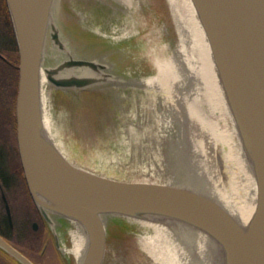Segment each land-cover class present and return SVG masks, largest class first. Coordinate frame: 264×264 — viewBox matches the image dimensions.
<instances>
[{
  "label": "water",
  "instance_id": "water-1",
  "mask_svg": "<svg viewBox=\"0 0 264 264\" xmlns=\"http://www.w3.org/2000/svg\"><path fill=\"white\" fill-rule=\"evenodd\" d=\"M57 1L7 0L20 57L17 132L28 186L42 213L49 220L50 212L74 218L85 227L79 264H103L108 214L181 222L218 242L219 264H264V0H192L257 181V206L248 226L216 198L189 185L108 177L72 163L60 150L46 129L42 71L63 89H86L113 74L108 63L68 50L53 16ZM49 36L68 53L54 66L44 65ZM4 200L12 220L6 195ZM0 247L21 264H35L1 235Z\"/></svg>",
  "mask_w": 264,
  "mask_h": 264
},
{
  "label": "rangeland",
  "instance_id": "rangeland-1",
  "mask_svg": "<svg viewBox=\"0 0 264 264\" xmlns=\"http://www.w3.org/2000/svg\"><path fill=\"white\" fill-rule=\"evenodd\" d=\"M53 16L72 54L98 58L108 63L107 72L113 74L86 89H59L48 81L43 101L46 129L70 159L88 170L121 180L164 183L176 174L186 183L220 182L222 188H228V169L221 151L215 155L218 170L213 166L199 174L192 164L188 149L191 142L183 139L187 138L186 101L167 97L159 84L149 85L157 72L152 65L157 53L176 57L180 72H188L180 56L169 0H133L131 4L123 0H58ZM67 57V51L59 49L49 36L44 65L54 66ZM14 63L11 67L19 85V64ZM182 73L176 88L183 94L194 93V79ZM237 140L236 136L239 145ZM55 219L59 225L54 231L62 246H70V220L63 216ZM137 219L105 216L107 249L103 264H153L139 241L156 231L141 221L161 223L187 254L190 250L196 251L194 256L199 254L196 264H217L219 251L211 244L205 245V252L198 251L196 237H188L164 222ZM54 256L52 264H57L55 259L60 264H79L64 248ZM185 257L179 262H187Z\"/></svg>",
  "mask_w": 264,
  "mask_h": 264
},
{
  "label": "bare ground",
  "instance_id": "bare-ground-1",
  "mask_svg": "<svg viewBox=\"0 0 264 264\" xmlns=\"http://www.w3.org/2000/svg\"><path fill=\"white\" fill-rule=\"evenodd\" d=\"M123 1L128 4L133 3V0ZM169 3L179 34L180 56L187 64L188 72L187 75L180 72L178 59L174 56L166 57L160 49L161 54L157 53L152 64L154 67L156 66L157 72L149 80V85L157 86L159 84L168 94L167 97L173 96L186 101L184 117L188 123L186 126L188 139L186 136L183 139L191 142L188 149L192 156V164L199 170V174L212 169L209 167L214 166L213 169H217L218 162L215 155L218 154L217 151H221L220 153H223L222 161L228 169L229 186L224 189L220 182L211 185L207 181L202 182V180L186 183L181 179V175L176 174L164 183H181L210 194L220 201L243 226H248L256 210L257 181L228 105L207 34L192 0H169ZM181 73L186 78L191 76L194 79V93L183 94L181 88H176L180 82ZM47 85L46 74L42 71L43 99ZM236 136L240 146L236 143ZM57 145L59 146V144ZM59 148L68 157L65 150L61 146ZM70 160L72 163H76L72 159ZM70 223L72 224L70 229L71 245L64 247V250L81 261L87 244V232L78 220L71 218ZM141 223L155 228L156 231L152 235L142 237L139 241L142 249L153 260V264L198 263L199 254L194 256L196 251L192 252V250H190L192 254H187L184 247L173 241L171 234L161 223L142 221ZM165 224L170 228L184 232L188 237H196L194 241L197 240L199 243L198 251L205 252V245L211 244L215 250L219 251L215 256L216 262L218 261L217 264H219L222 254L218 242L211 235L174 220L165 221ZM186 254L188 257H185ZM184 257L187 262L180 263L179 260L181 261Z\"/></svg>",
  "mask_w": 264,
  "mask_h": 264
},
{
  "label": "flooded vegetation",
  "instance_id": "flooded-vegetation-1",
  "mask_svg": "<svg viewBox=\"0 0 264 264\" xmlns=\"http://www.w3.org/2000/svg\"><path fill=\"white\" fill-rule=\"evenodd\" d=\"M7 14L11 17L8 2L0 0V22H3L1 18ZM2 45L0 44V235L35 264H52L54 253L62 248L60 238L54 231V226L57 228L59 225L55 219L58 215L50 213L49 220L38 207L28 186L18 143L16 116L18 80H14L15 72L11 67L15 64V54ZM4 195L10 204L12 220L7 211ZM26 226L37 233V240L34 242L42 243L40 251L27 244V237L25 238L26 234L23 232ZM0 264H12L11 257L1 249Z\"/></svg>",
  "mask_w": 264,
  "mask_h": 264
},
{
  "label": "trees",
  "instance_id": "trees-1",
  "mask_svg": "<svg viewBox=\"0 0 264 264\" xmlns=\"http://www.w3.org/2000/svg\"><path fill=\"white\" fill-rule=\"evenodd\" d=\"M1 20H3V22H0V44H3L2 46L7 47L8 49L12 50V52L15 54L14 62L16 61L19 63L18 44H17L16 35L13 31L11 17L9 16V14H7L3 18H1ZM0 227H1V224H0ZM23 232L24 234H26L27 238L26 237L25 238H26L27 244L29 243L30 247H33L36 250L40 251L42 243L37 244L36 242H34V240H37L36 238L37 233L34 232L32 228H29L27 226L24 227ZM7 254L11 257L12 264H21L14 256H12L9 253ZM55 261L57 262V264H60L57 259H55Z\"/></svg>",
  "mask_w": 264,
  "mask_h": 264
}]
</instances>
